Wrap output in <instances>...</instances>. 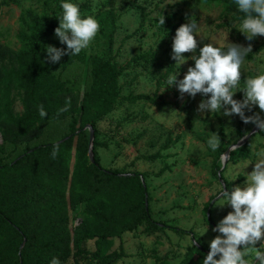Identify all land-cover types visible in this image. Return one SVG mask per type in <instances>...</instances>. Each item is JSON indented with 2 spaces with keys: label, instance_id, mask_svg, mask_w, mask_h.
<instances>
[{
  "label": "trees",
  "instance_id": "1",
  "mask_svg": "<svg viewBox=\"0 0 264 264\" xmlns=\"http://www.w3.org/2000/svg\"><path fill=\"white\" fill-rule=\"evenodd\" d=\"M17 1L22 0H0V10L5 3ZM138 1L132 0V4ZM191 1L221 5L231 15L232 23L243 16L234 0ZM56 3V10L48 20L34 11L22 14L20 21L24 29L19 39L26 47L24 50L14 51L0 42V136L3 140L0 146V264H49L53 257L59 258L61 264L71 260L79 264V260L89 257L97 264H116L126 257L122 243L118 247L120 251L114 249L116 240L145 226L149 233L169 229L179 235L195 236L193 232L154 220L150 207L152 197L144 174L106 169L97 155L99 147H106L99 140V124L117 110L122 99L152 105L162 100L158 91L153 97L133 93L121 97L119 78L130 63L119 66L116 62L117 15L106 11L96 17L101 34L109 41L106 53L88 55L82 51L78 56H64L59 63L52 64L41 43L59 26L60 0ZM153 56V53L140 55L132 61ZM16 100L22 104V113L15 112ZM41 105L47 112L45 118L39 116ZM247 114L253 116L252 111ZM187 119L190 122L189 115ZM219 121V150L226 153L229 142L224 124ZM248 124L242 121L239 126L241 139ZM51 125H66L68 133L51 141L47 137ZM87 126H92L95 133V164L89 159ZM250 144L251 139L231 152L230 160L249 158ZM54 146L58 153L52 158ZM219 171L214 163L216 176ZM222 179L226 190H230L231 183ZM214 199L206 204V212L212 208ZM80 204L86 205L84 218L71 228L70 213ZM89 242H94V251L87 250ZM207 253L193 244L182 264H194L195 254L200 256L195 264H202Z\"/></svg>",
  "mask_w": 264,
  "mask_h": 264
},
{
  "label": "rangeland",
  "instance_id": "2",
  "mask_svg": "<svg viewBox=\"0 0 264 264\" xmlns=\"http://www.w3.org/2000/svg\"><path fill=\"white\" fill-rule=\"evenodd\" d=\"M73 2L80 5L83 14L95 18L106 11H113L117 15L114 36L116 62L119 66L130 63L129 69L119 78L121 97L125 98L131 93L153 97L157 91L162 95L157 105L146 101L128 103L122 99L117 110L99 124V140L106 144V147L97 149L101 165L120 172L144 174L152 197L150 207L154 220L195 235H179L169 229L159 232L160 237L154 236L152 232V236H146L143 231L126 234L115 242L114 249L120 251L118 247L122 243L126 253V258L118 264H182L189 247L195 245V242L199 246L196 247L208 252L210 241L218 235L212 229L232 209L228 205L220 206L221 201L218 199L212 208L207 212L205 210L206 204L212 198L216 199L225 189L213 172L214 163L222 169L225 153H220L219 149L212 152L206 141L212 133H219L220 119L225 127L229 147L235 146L241 140L239 126L243 120L239 115L225 116L224 109L218 114L200 113L198 105L202 99H206L201 94L193 99L188 94L182 95L176 86L164 88L169 71L179 70V81L187 69L194 66L191 59H187V63L181 65L180 69L175 66L176 62L171 58L173 38L181 25L195 19L200 26V36L196 37L197 56L200 48L210 43L217 47H226L227 44L244 47L251 45L252 52L245 58L240 69L242 87L247 77L264 72V36L248 41L242 33L233 29V25L238 26L239 21L232 23L231 15L225 13L221 5L204 1L139 0L134 5L132 0ZM56 7V0L5 3L0 10V42L14 51L24 50L26 47L19 39V33L24 29L20 21L22 14L34 11L48 20ZM162 17L165 21L163 26L158 23ZM47 45L66 48L54 33L41 43L45 52ZM108 47L109 41L99 30L89 48L83 51L88 55L103 54L108 51ZM149 53L154 56L132 61L137 56ZM183 55L189 58L193 53ZM243 95V92L237 91L233 98L242 100ZM14 109L16 113H22L23 107L19 100H16ZM248 111L245 109L247 116ZM251 111L253 116H264V111L258 106H254ZM255 127L254 123H249L243 132L244 136L249 135ZM261 131L251 138L249 158L227 161L222 178L231 183L232 187L243 185L245 172L251 173L253 170L254 164L247 169L238 168L237 165H242L245 160L253 162L254 153L264 148V132L260 134ZM66 133V125H51L47 137L54 141ZM2 144L0 136V146ZM73 165L74 160L71 162ZM85 208V204H80L70 213L71 228H75L84 218ZM209 211L213 227L209 223ZM207 225L208 231L204 233ZM144 228L147 229V226ZM86 248L94 251V242H89ZM198 257V254L194 255V264ZM161 259L164 261L161 262ZM68 264L75 262L71 260ZM79 264L97 263L89 257L79 260Z\"/></svg>",
  "mask_w": 264,
  "mask_h": 264
},
{
  "label": "clouds",
  "instance_id": "3",
  "mask_svg": "<svg viewBox=\"0 0 264 264\" xmlns=\"http://www.w3.org/2000/svg\"><path fill=\"white\" fill-rule=\"evenodd\" d=\"M234 3L243 16L238 26L233 25V29L242 33L248 41L264 36V0H234ZM59 7V26L54 34L66 48L45 46L47 58L52 64L59 63L64 56H78L88 49L100 30L98 20L92 15L83 14L80 5L73 0H60ZM164 22V17L158 21L162 26ZM197 36H200V26L195 19L176 30L171 58L178 69L187 63V59L193 60L194 66H190L179 81V70L169 71L164 88L176 86L182 95L188 94L193 99L201 94L206 99H202L198 105L200 113L218 114L224 109L225 116L239 115L244 123H254L264 131V119L259 114L245 115V109L251 111L254 106L264 111V72L247 77L240 87V69L252 52L251 45L227 44L226 47H217L210 43L200 48L197 56ZM184 53L193 55L185 58ZM237 91L243 92L242 100L233 98ZM38 111L41 118L47 116L42 105ZM206 144L208 149L216 152L220 147L219 135L212 133ZM57 153L58 149L54 146L52 158ZM252 164L254 168L251 173L245 172L243 185L224 189L217 196L221 201L220 206L228 205L232 211L212 229L218 235L210 241L202 264H264V148L254 153L253 162L245 160L237 167L247 169ZM207 231L208 225L204 233ZM257 244L260 246L257 247ZM49 264H61V261L53 257Z\"/></svg>",
  "mask_w": 264,
  "mask_h": 264
},
{
  "label": "water",
  "instance_id": "4",
  "mask_svg": "<svg viewBox=\"0 0 264 264\" xmlns=\"http://www.w3.org/2000/svg\"><path fill=\"white\" fill-rule=\"evenodd\" d=\"M86 131H88L90 133V139H89V159L91 161L92 164H95V158H94V152H93V146H94V139H95V133H94V130L92 128V126H87L85 128ZM261 129L259 127H255L254 130L247 136H244L235 146H232L230 147L227 152L225 153V157H224V160H223V167L222 169L219 171L218 173V177H219V180L220 182L224 185L225 187V190H226V185L221 177V173L222 171L224 170L225 166H226V163L227 161L230 159V154L231 152L233 151H236L237 149L243 147L251 138L252 136H254L255 134H257ZM129 176V175H128ZM142 182L143 184H145L143 178H142ZM219 198H216L212 204L218 200ZM148 206V205H146ZM208 219H209V222L211 224V226L213 227V224L211 223L210 221V211L208 212ZM195 245L198 246V244L195 242ZM24 247V244L22 245V248ZM199 247V246H198Z\"/></svg>",
  "mask_w": 264,
  "mask_h": 264
},
{
  "label": "crops",
  "instance_id": "5",
  "mask_svg": "<svg viewBox=\"0 0 264 264\" xmlns=\"http://www.w3.org/2000/svg\"><path fill=\"white\" fill-rule=\"evenodd\" d=\"M143 229H144V230H143ZM146 230H147L146 228L142 227V228H140V229H138V230H136V231H133V232H131V233H139L140 231H143V233H144L146 236H147V235H151V236H152V233H149V232H147ZM131 233H126V234L129 235V234H131ZM126 234H124V235L122 236V238L125 237ZM154 236L160 237V234L155 233ZM139 237H140V236H139ZM139 237H138V238H139ZM122 238H121V239H122ZM125 258H126V257H125ZM125 258H123V259H125ZM162 258H163V257H162ZM123 259H122V260H123ZM163 259H164V258H163ZM122 260H121V261H122ZM119 262H120V261H119ZM119 262H118V263H119ZM118 263H116V264H118Z\"/></svg>",
  "mask_w": 264,
  "mask_h": 264
}]
</instances>
